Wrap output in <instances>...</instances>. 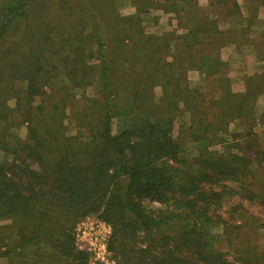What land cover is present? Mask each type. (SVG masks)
I'll return each instance as SVG.
<instances>
[{"label":"trees","instance_id":"obj_1","mask_svg":"<svg viewBox=\"0 0 264 264\" xmlns=\"http://www.w3.org/2000/svg\"><path fill=\"white\" fill-rule=\"evenodd\" d=\"M56 1L61 8L68 3ZM130 1L140 11L147 0ZM198 1L156 0L177 25L152 34L137 18L120 16L113 0H78L85 15L68 25L34 18L45 0H0L5 264H101L76 245V226L89 215L109 226L114 264H264V246L249 240L230 257L217 246L236 239L239 227L222 217L224 206L247 214L241 200L264 205V175L257 185L254 180L264 147L252 138L264 63L259 73L245 76L243 92H233L220 49L242 35L220 30L208 17L188 25V14L195 21L202 13ZM244 2L250 18L264 8V0ZM208 6L220 17L241 15L237 0H208ZM193 70L212 82L210 93L189 86ZM58 74L65 80L61 88L81 90L80 105L68 91L54 90ZM179 113L189 116L192 158L182 155L183 143L172 136ZM238 121L241 133L223 140ZM258 122L264 126V107ZM22 124L23 138L13 133ZM256 223L264 230V215Z\"/></svg>","mask_w":264,"mask_h":264},{"label":"rangeland","instance_id":"obj_2","mask_svg":"<svg viewBox=\"0 0 264 264\" xmlns=\"http://www.w3.org/2000/svg\"><path fill=\"white\" fill-rule=\"evenodd\" d=\"M65 1H68V3L62 4L63 8H61L56 0H45L44 8L41 10L38 9L37 12L34 13V18L37 21L42 18H45L46 22L48 21L49 23H51V25H68V23H70L73 18H80L85 15V12H80L79 9H77L78 6L75 3L78 0ZM198 2L202 13H198L199 15L196 14V18L198 19H196L195 21H192V14H188L186 16L187 22H189L188 25H193L194 23H196L197 20H200L199 18L201 17H208L209 20H217V26L220 30L226 32L232 29L236 30L238 34L242 35H240L241 39L236 40L235 43H228L223 46L220 49V56L224 61L228 63V68L226 70L227 75L230 74L234 78L233 83L230 82L232 91L243 92L244 90L239 87V83L237 84L238 77L242 75L240 80H243L245 76H247V73H251L257 68L255 64L256 62L259 63L260 68L264 63V38L260 35L261 32L264 30L262 28V26L264 25V8L259 7L257 12L254 13V16L250 18L253 14L252 11H249L248 4L244 2V0H237L238 4L240 5L241 15H234V17L224 18L220 17V15L217 14V7L211 8L208 6V0H199ZM156 3V0H147L145 2V5H143V10L138 11L135 8V5H133L130 0H113L114 7L120 16H133L137 18L140 22V25H142L143 29L147 33L160 34L164 31H170L175 29L177 25V19L174 18L173 14L166 13L161 10V8H158V6L155 5ZM99 6L102 14L106 15L108 8L107 4L101 3L99 4ZM66 8H69L70 10L67 11L65 10ZM237 36L238 38L240 37L239 35ZM187 77L188 84L191 88L199 89L205 95L211 92L212 82L204 80L203 76L199 75L197 71H189ZM51 83L52 85H54L55 91L57 89L59 90L60 95L68 91L67 93H69L71 96L76 97V100L74 101L76 105H80L82 103L81 99L79 98L81 95V90H69L68 88H61L62 85H65V80L61 74H58L57 76L53 77ZM92 92L87 89L85 93L88 95L93 94L92 97H97V94L95 92ZM154 95L155 98L160 97L161 90L159 86H156L154 88ZM8 102L10 105H12L13 100H9ZM259 102L257 104L258 108L254 109V116L256 121L255 125L253 126L252 138L257 145H261V147H264V126L258 124V118L262 113L261 110H258L260 108L261 103ZM37 103L38 101L35 102V104ZM188 125L189 116L184 113L177 114L176 120L173 123L172 136L177 137L178 140L183 143L184 152L182 155L188 158H192L196 154V144L195 142L189 139V133L186 132V129L189 127ZM111 128L113 133L119 131L117 119L113 120ZM242 130L243 127L241 126L240 122H234L229 125L227 134H225L226 136H224L222 139L230 140L231 135L233 133H241ZM13 133H16L21 138L25 137V125L22 124L18 126L16 129L13 130ZM245 138L246 137H244V139ZM244 139H242L241 141L243 145H245ZM249 151L250 153H252L251 149H249ZM7 157L8 156L6 154L0 152V160ZM261 168L256 167L254 170V180L256 181L255 185H257L259 181H261L260 176L264 175V163L261 164ZM237 203L238 200L234 197L232 199V205ZM241 204L244 209L248 210L247 214H245V212L241 211L240 209L236 213L232 214L231 210L229 211V208H227L226 206H224L221 213L223 218L228 217L230 218V220L233 221L234 225L239 226L238 229L234 230L233 232V235H237V237L236 239L232 240L230 244L226 241L217 244L220 249L228 253V257L233 255V251L235 248L241 246L242 241L249 240L255 244L264 246V230L259 228L256 223V220L263 217L264 215V205H260L257 200L252 202L247 200H241ZM249 214L253 216V219L249 217ZM81 221L84 222L83 227H85L86 232H89L86 238H77V242L81 248H83L84 245H90V243H92L90 235H92L91 233L93 229L96 230V233L98 235H101L102 237L104 235V241H106L107 243L108 235L110 234V229H108L107 225L102 222L96 215H89L84 219L80 220L79 223ZM96 221H98L99 224ZM213 232L221 233V229L213 228ZM221 240H223V238ZM88 252L90 254L91 262H98L96 261V259L93 258V253L90 251ZM5 263V259H0V264ZM108 264H114V260L110 252L108 255Z\"/></svg>","mask_w":264,"mask_h":264},{"label":"built area","instance_id":"obj_3","mask_svg":"<svg viewBox=\"0 0 264 264\" xmlns=\"http://www.w3.org/2000/svg\"><path fill=\"white\" fill-rule=\"evenodd\" d=\"M98 224L99 222L96 221ZM84 222L81 221L76 226V245L79 249H83L86 251H90L93 253V258L96 259L101 264H108V255L109 251L107 250V243L104 241V235L103 237L101 235H98L96 233V230L93 229L92 235H90V239L92 243L90 245H84L83 248H81L77 242V238H86L88 236L89 232H86L85 227H83ZM103 224V223H102ZM97 226V225H95ZM107 228L109 229V226L107 225ZM110 232V231H109ZM109 236V235H108ZM104 262V263H103Z\"/></svg>","mask_w":264,"mask_h":264},{"label":"crops","instance_id":"obj_4","mask_svg":"<svg viewBox=\"0 0 264 264\" xmlns=\"http://www.w3.org/2000/svg\"><path fill=\"white\" fill-rule=\"evenodd\" d=\"M262 28L264 29V25L262 26ZM262 29V30H263ZM241 55H243V54H241ZM256 64V66H257V68L253 71V72H249V73H247V75H249V74H253V73H259L260 71H261V68H260V65H259V63L258 62H256L255 63ZM259 70V71H258ZM258 71V72H257ZM226 75H227V73H226ZM228 76V78L230 79V82L231 83H233V77H232V75H227ZM241 77H242V75H240L239 77H238V79H237V84L239 83V87L242 89V90H244V88H245V86H244V82H243V80H240L241 79ZM238 80H239V82H238ZM261 100V101H260ZM261 103H260V102ZM258 102L260 103V108L258 109L259 111L261 110H263V107H264V96L263 95H261V96H259L258 98H257V100H256V106L254 107V109H256V108H258L257 107V104H258ZM256 118H258V117H256Z\"/></svg>","mask_w":264,"mask_h":264}]
</instances>
